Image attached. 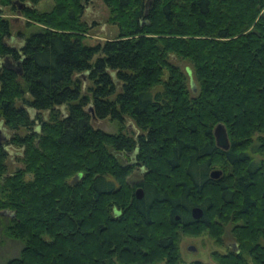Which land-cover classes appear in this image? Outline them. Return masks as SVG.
Returning <instances> with one entry per match:
<instances>
[{
    "label": "trees",
    "instance_id": "16d2710c",
    "mask_svg": "<svg viewBox=\"0 0 264 264\" xmlns=\"http://www.w3.org/2000/svg\"><path fill=\"white\" fill-rule=\"evenodd\" d=\"M41 1L0 0V264H183L181 233L227 224L217 263L264 264V0H101L95 43L90 0Z\"/></svg>",
    "mask_w": 264,
    "mask_h": 264
},
{
    "label": "rangeland",
    "instance_id": "374dc122",
    "mask_svg": "<svg viewBox=\"0 0 264 264\" xmlns=\"http://www.w3.org/2000/svg\"><path fill=\"white\" fill-rule=\"evenodd\" d=\"M53 4V0H43L41 1L37 7L40 10H48ZM3 15L11 20L13 23V37H15V32L18 28H22L20 23L23 21V17L18 15L17 12L10 11L7 7L2 8ZM86 11L84 12V19L92 25L91 31L88 34V42L95 43L99 40H103L105 38H111L116 33V28L107 22L109 12L107 7L102 3L101 0H90L86 3ZM183 70L185 68H189V63L187 61L174 60ZM192 89V88H191ZM193 91V89H192ZM193 92H196L193 91ZM92 124L96 128H100L106 132L114 133L117 131V126L115 123L109 121L108 119L99 121L93 120ZM133 126L128 124V129L126 132H131ZM11 150L10 160H9V170L14 171L16 168L21 167V163L15 160V151ZM255 158L259 159L260 156H255ZM141 174L137 171L133 174L130 179L131 182H135L140 179ZM11 216L10 213H3V218H7ZM5 221V220H4ZM230 225H226L222 240L223 245L218 244L215 239L209 235L208 232H200L198 234H185L181 233L179 235L178 240V249L180 256L183 260V264H188L192 261H200L203 264H218L217 261L213 257V252L225 253L227 248H231L235 244L234 237L230 230ZM264 244V240H261ZM195 247L194 251L189 250L188 247ZM19 247L17 244L11 243L7 247V257H15L18 255ZM0 255H4V253L0 250ZM245 257L249 260V257L245 255Z\"/></svg>",
    "mask_w": 264,
    "mask_h": 264
},
{
    "label": "water",
    "instance_id": "95a60500",
    "mask_svg": "<svg viewBox=\"0 0 264 264\" xmlns=\"http://www.w3.org/2000/svg\"><path fill=\"white\" fill-rule=\"evenodd\" d=\"M190 86L192 87L193 91L196 90V86L193 81H190ZM213 135L215 138V143L218 147L222 149H227L229 147V140L226 132V128L222 123H218L214 129H213ZM221 171L220 170H213L211 172V177H218L220 175ZM135 195L137 198H141L143 195V191L141 188H137L135 190ZM191 214L193 219L198 220L202 217L203 211L200 207H193L191 210ZM189 250L194 251L195 247L190 246L188 247Z\"/></svg>",
    "mask_w": 264,
    "mask_h": 264
}]
</instances>
